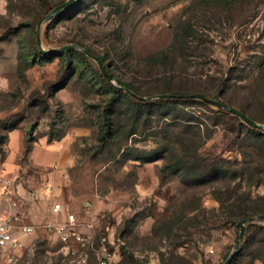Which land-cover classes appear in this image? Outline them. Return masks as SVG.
I'll list each match as a JSON object with an SVG mask.
<instances>
[{
  "label": "rangeland",
  "instance_id": "374dc122",
  "mask_svg": "<svg viewBox=\"0 0 264 264\" xmlns=\"http://www.w3.org/2000/svg\"><path fill=\"white\" fill-rule=\"evenodd\" d=\"M65 1L0 0V118L25 112L18 126L22 150L17 153L21 143L15 133L10 143L5 139L0 159L17 153L20 167L14 181L22 180L31 191L42 174L31 166L26 138H31L30 145L62 146L71 159L63 197L46 203H60L80 222L94 223L97 237L112 241L113 264H224L240 235V228L220 211L218 188H213L227 187L199 186L192 196L175 168H162L202 141L199 153L244 167L264 158V136L230 111L223 113L199 98L145 107L125 90L108 106L117 94L113 87L120 88L121 81L132 84L146 101L159 99L165 90L203 92L245 108L264 123V0H78L55 12ZM67 45L76 48L54 52ZM171 45L167 64L147 63ZM82 48L103 58L113 81ZM105 118L111 131L102 141ZM0 135L7 137L3 130ZM190 137L196 138V145L189 143ZM155 155L165 158L147 162ZM245 173V178L231 181L230 188L243 182L240 192L264 196V173L252 184ZM198 194L201 208L186 210L187 216L168 231L169 209L179 211L181 202L196 200ZM202 212L209 221L217 219L219 227L210 230V223H200ZM23 213L24 221L37 227L14 264H97L93 251L71 243L68 252L44 227L63 220L62 215L53 219L39 213L34 221L30 210ZM252 222L264 224L248 221L246 232ZM184 229L192 232L191 240L180 244L178 240L188 236ZM240 260L231 264H246L249 258Z\"/></svg>",
  "mask_w": 264,
  "mask_h": 264
},
{
  "label": "trees",
  "instance_id": "16d2710c",
  "mask_svg": "<svg viewBox=\"0 0 264 264\" xmlns=\"http://www.w3.org/2000/svg\"><path fill=\"white\" fill-rule=\"evenodd\" d=\"M231 0H221L222 3H228ZM54 8V7H53ZM173 46L171 45L170 49L163 50L157 55H153L146 59L147 63L151 66H157L158 64H167L166 59L168 58V53L170 50H172ZM41 54L43 52H40ZM93 54V53H92ZM60 54H57L56 56H59ZM98 57V56H97ZM102 62L103 58L99 57ZM114 78V76H113ZM119 84L121 85L120 88L113 87V90L117 93L115 94L111 101L109 102V106H112V103L114 100H116L119 96L122 94H125V90L128 89L134 93V99L135 101L142 106L145 107H157V106H166L168 104H174L179 103L183 101H193L197 100L193 97H187L189 93H182V92H171L169 90H165L161 92L160 94H171V98H159L151 101H146L144 99H141L140 96L137 94L136 90L130 83H124L119 81ZM196 93H202L209 97L212 100H217L214 97L207 95L203 92H196ZM195 94V93H193ZM206 103V102H205ZM210 104V103H206ZM237 109L241 110L242 112L246 113L251 119L258 122V120L251 115L245 108L239 107V106H233ZM219 111L223 113H227L225 109L220 108ZM25 112L22 110L19 113H15L9 117L6 118H0V132L1 130L5 131L7 133V137L0 135V152L3 151V144L5 143V139H8V132L12 131L13 129L18 128L20 122L25 118ZM232 114L233 117L240 120L241 123L246 124L239 116L236 114ZM177 119L176 122H181L186 119L181 118H174ZM109 120H106L103 123V126L100 129V139L102 141L106 140V136L111 131ZM260 123V122H258ZM264 124V123H260ZM247 125V124H246ZM256 132H259L260 135L264 136V132L260 131L259 129H252ZM33 128H31L28 131V134H31ZM197 134H194V136ZM201 135V134H200ZM196 138H188L189 143L196 145ZM25 150L27 153H29L32 150V146L30 145L31 138L28 137L25 140ZM48 141H52L51 135H49ZM183 143V140L180 142ZM204 142L202 141L198 145L195 146L194 149L187 148L185 151V155L183 157H171L169 160V164L163 166L164 168H175L176 172L181 174L182 181L186 183L188 187L187 193L192 194V196L197 194V188L199 186H205L207 184H215L212 186H224L227 187L225 190L222 191V188L220 187H213L214 189L218 188L215 191L216 200L219 202V208L222 214H224L227 218V222L231 223L238 227V223L249 217H255L259 215L264 216V196L261 197H252L251 193H245L240 192L239 188L241 187L243 182H240L237 184V187H234L231 189V181L235 180L237 177L241 176L244 177L246 174L245 172H249V176L247 177V182L252 184L255 180L261 181L262 177H259V173H264V158L263 159H256L252 161L245 162L244 167L235 168L234 164H232L230 159H216V158H209L208 156L199 153L201 147L203 146ZM162 157L161 155H155L147 159V162H154L156 160H159ZM139 160V159H137ZM251 164H255V166H251ZM242 171L240 173V171ZM246 170V171H243ZM245 178V177H244ZM197 196V195H196ZM188 198V197H187ZM201 201L202 197L199 196L196 197V200H186L185 202H181L182 206L179 211H173L167 212V219L165 222V226L167 227V230L170 231L173 229V227L176 224H179L182 221V218L186 217L187 214H185L186 210H199L201 208ZM176 205L174 206V208ZM203 220L200 221L203 225L207 226L208 223L211 224L209 227L210 230L217 229L219 227V223H217V219H211V221L208 220V217H206L205 212H202ZM198 218V217H197ZM194 217V219H197ZM186 230V229H184ZM188 236H185L184 239H179L178 242L180 244L186 243V240L189 239L192 235V232H188V230L185 231ZM257 236H261V239L255 243H257L256 249H250L252 246H254V240H256ZM245 250H247V253H245ZM262 250L264 251V224L252 222L248 224L247 232L245 235L244 240L241 243L240 251L238 254H236L235 258L233 259L234 263L242 262L240 259L243 257L249 258L248 262L246 264H255L256 260L261 261L264 264V253L262 254ZM259 254H258V253Z\"/></svg>",
  "mask_w": 264,
  "mask_h": 264
},
{
  "label": "crops",
  "instance_id": "0c3cea01",
  "mask_svg": "<svg viewBox=\"0 0 264 264\" xmlns=\"http://www.w3.org/2000/svg\"><path fill=\"white\" fill-rule=\"evenodd\" d=\"M19 130L16 128L8 132L9 143L15 133L19 134L21 146L17 153H20L23 148ZM17 153L12 156L9 152V156L0 159V212L2 214H15L30 210L35 215L34 221L39 220L37 218L39 213L43 216L48 214L53 219H57L53 207H50L46 200L50 198L58 200L63 197V185L66 184L67 167L71 161L70 156L66 154L62 146L57 144L45 145L43 142L34 144L29 152V161L31 166L42 174L41 178L37 180V185L30 191L23 185L22 180L14 181L11 185L10 195L1 194L6 189L5 180L9 177L14 179L19 176L20 164L15 161ZM23 217L25 214L19 217L16 222H25ZM61 218L64 219L65 214ZM28 237L26 236L25 240Z\"/></svg>",
  "mask_w": 264,
  "mask_h": 264
},
{
  "label": "built area",
  "instance_id": "2783aa9c",
  "mask_svg": "<svg viewBox=\"0 0 264 264\" xmlns=\"http://www.w3.org/2000/svg\"><path fill=\"white\" fill-rule=\"evenodd\" d=\"M13 182L12 178L5 180L4 194L10 195ZM53 210L57 215L65 214V218L46 223L44 227L66 245L68 252L71 251V243H76L84 250L93 251L96 254L97 264H113L115 252L109 245L112 241L105 235L97 237L98 231L94 223L80 222L75 214L64 212L60 203H56ZM22 215L24 213L2 214L0 212V264H14L26 248L25 237L33 235L36 231L35 224L16 222Z\"/></svg>",
  "mask_w": 264,
  "mask_h": 264
},
{
  "label": "water",
  "instance_id": "95a60500",
  "mask_svg": "<svg viewBox=\"0 0 264 264\" xmlns=\"http://www.w3.org/2000/svg\"><path fill=\"white\" fill-rule=\"evenodd\" d=\"M78 0H66L65 2H63L62 4L58 5L55 9V12H60L63 10L68 9L69 7H71L72 5H74ZM42 22V21H41ZM40 22V23H41ZM39 23V24H40ZM40 29V28H39ZM38 44L39 47L41 48V39H40V35H38ZM76 48V46L73 45H67L64 47L59 48L57 51L54 52H63L69 49H74ZM83 51L85 53H87L90 57H92L94 60L97 61V63L99 64L101 70L103 71V73L105 74V76L110 80L113 81V77L112 75L108 74L103 62L99 59V57H97L96 55L92 54L90 51L86 50L85 48H82ZM45 53H50L51 51H46L44 50ZM129 93L134 94L132 91L126 89ZM158 97L162 98H171L172 95L171 94H162V95H158ZM187 97H193V98H199L203 101L212 103L217 105L220 108H223L227 111H230L233 114L238 115L244 122H246L247 124H249L250 126H252L253 128L256 129H260L264 132V124H260L256 121H254L253 119H251L246 113L242 112L241 110L237 109L236 107H232L224 102L218 101V100H212L209 97H207L206 95L202 94V93H195V94H189L187 95ZM141 99L147 100V98H142ZM258 220H264V216L263 215H259V216H255V217H249V218H245L243 220H241L238 223V227L240 228V235H239V242H238V246L237 248L229 255V257L226 259V261L224 262V264H231L233 262V259L235 258L236 254L239 252V243L243 240L245 233H246V223L248 221H258Z\"/></svg>",
  "mask_w": 264,
  "mask_h": 264
}]
</instances>
